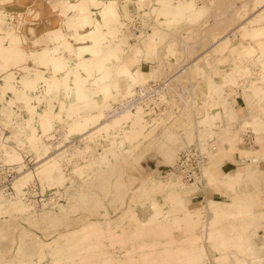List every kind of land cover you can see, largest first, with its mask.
<instances>
[{
  "label": "rangeland",
  "instance_id": "rangeland-1",
  "mask_svg": "<svg viewBox=\"0 0 264 264\" xmlns=\"http://www.w3.org/2000/svg\"><path fill=\"white\" fill-rule=\"evenodd\" d=\"M107 1L114 16L101 13ZM179 1L0 0V160L16 164L12 154L30 155L19 176L32 170L29 182L57 193L44 208L21 200L28 181L14 188V199L0 195V264H264V209L240 212L236 200L261 191L246 177L264 171V32L258 40L246 29L251 21L264 28V0H185L194 9L176 14L171 6ZM82 11L93 15L71 25ZM92 17L102 24L96 57L80 54L90 41L74 37L96 26ZM110 54L118 59L108 64L106 98L97 76ZM84 59L91 74L81 68ZM49 61L64 64L63 72L53 73ZM130 62L145 80L128 90L120 70ZM174 76L180 100L165 91L163 115L144 118L140 108L107 131H95L106 121L72 129L90 115L102 112L105 120L136 87ZM82 84L88 99L73 93ZM235 95L245 103L234 107ZM251 114L259 117L244 120ZM88 130L95 133L80 136ZM211 141L215 150L198 179L180 181L171 167L182 151ZM224 150L245 152L246 164L257 166L247 176H216ZM50 158L54 174L33 170Z\"/></svg>",
  "mask_w": 264,
  "mask_h": 264
},
{
  "label": "built area",
  "instance_id": "built-area-1",
  "mask_svg": "<svg viewBox=\"0 0 264 264\" xmlns=\"http://www.w3.org/2000/svg\"><path fill=\"white\" fill-rule=\"evenodd\" d=\"M182 71V70H181ZM164 81H148L136 89L121 101L117 102L108 112L109 117L126 112L142 109L143 117L163 115L166 111V105L161 100L165 91H171L174 95L175 102L180 100V93L177 90L166 86ZM238 93V88L233 87L229 92ZM178 94V96L176 95ZM234 100L240 99L238 95L233 97ZM215 150V144L211 141L206 148L199 146H190L182 151L176 163L171 167V172L184 183H194L201 174L202 166L207 163L208 156ZM33 163V158L23 153V159L20 164L6 163L0 160V195L5 199H14L17 195L14 190V182L19 175L21 165L25 168ZM57 198V193H45L40 190L36 181H30L23 189L21 200L31 208H44L52 205Z\"/></svg>",
  "mask_w": 264,
  "mask_h": 264
},
{
  "label": "bare ground",
  "instance_id": "bare-ground-1",
  "mask_svg": "<svg viewBox=\"0 0 264 264\" xmlns=\"http://www.w3.org/2000/svg\"><path fill=\"white\" fill-rule=\"evenodd\" d=\"M168 1V0H167ZM185 1V0H184ZM180 2L179 1V3L178 2H176L177 4L176 5H170L171 6V11L173 12H179V14H180V12H186L187 11V9H191V8H193V2H191V1H189V2ZM78 3V2H77ZM171 3H173V2H171ZM74 5H77V4H74ZM73 5V6H74ZM169 6V7H170ZM75 7V6H74ZM173 8V9H172ZM261 8H264V7H261ZM84 9V8H83ZM194 9V8H193ZM87 9H84L83 11H86ZM83 11H82V13H83ZM115 11H117L116 10V7H115V5H114V3H112V1H107V3L105 4V6L103 7V9H102V11H101V13H102V15H104V17L106 16V12H107V15H110V16H114L113 15V12H115ZM175 12V13H176ZM258 12H260V11H258ZM177 14V13H176ZM93 14L92 13H90V11H89V14H87L86 15V17L84 16V13L83 14H81L80 16H79V19H78V16H77V20L76 21H70L69 20V23L71 24V25H73V26H76V25H81V24H84V23H86L88 20H89V16H92ZM101 15V16H102ZM6 18V17H5ZM251 18V17H250ZM91 19H93V22H94V25H96L93 29H91L90 31H87L86 33H84V34H74V37H76V38H78L79 40H89L90 41V44H87V45H83V46H80V47H78L77 48V50H78V52L80 53V54H84L85 52H88V53H90L91 54V56H93V57H96L97 56V53L99 52V43H100V41L102 40V38L101 39H99L98 37H97V33H98V29L100 28V27H102V24H101V20L97 17V18H91ZM92 21V20H91ZM105 21V20H104ZM243 24V23H242ZM247 24H248V27H246V29H247V31H248V33L250 34V37L252 36L253 37V39H258V40H260V36L263 34V32H264V28H261V26H259L258 24H256V22H254V21H251V22H247ZM107 26V23H105V27ZM81 27V26H80ZM100 31V30H99ZM232 33V32H231ZM263 37V36H262ZM223 39H226V38H223ZM222 38H221V40H218L217 42H216V45H218V44H221L223 41ZM74 40V39H73ZM215 43V42H214ZM82 44V43H81ZM227 44V43H226ZM258 44L261 46V44H263L264 45V42L263 41H259L258 42ZM215 45V44H214ZM73 46V45H72ZM71 47V46H70ZM120 48V47H119ZM253 48V47H252ZM111 55V54H110ZM114 55V54H113ZM113 55H111L110 57H104L103 56V58L100 60V65H99V68H98V76H97V81H98V83H99V88L101 89V92L104 94V97H106V98H108L107 96L109 95V93L111 94V88H110V86L106 83V81H107V79H108V77H109V67H108V64H110L111 63V61H115V62H117V59H118V57L117 56H113ZM11 56H13V55H11ZM49 56V54L48 53H44L43 55H42V58H46V57H48ZM81 59H83V58H81ZM113 63V62H112ZM128 65H126L125 67H122V70H120L121 72H120V76H126V79L128 78V80H131V83H128L127 84V88H125V89H130L133 85H134V83H136V84H140L141 82H143L144 80H145V78H144V73H142V72H140V71H138V70H136V69H134L133 68V63L132 62H130V64L129 63H127ZM45 65H48V66H50V69H52L53 70V73H58V72H60V71H62L63 72V68L65 67L64 66V64H60L59 63V61H57V62H53V61H49V62H47V63H45ZM67 65V64H66ZM80 65H81V68L83 69V70H85V71H87L89 74H91V68L90 67H87V65H90V63H89V61H88V59H84V60H82L81 62H80ZM90 66H92V65H90ZM80 67V66H79ZM122 74V75H121ZM79 77H80V75H79ZM84 78V77H83ZM82 78V79H83ZM177 78L178 77H172V80L171 81H168L167 83H166V86L167 87H170L171 88V84L175 81V80H177ZM124 79V78H123ZM85 80V79H84ZM166 82V81H165ZM56 83V85H58L57 84V82H55ZM54 83V84H55ZM84 83V82H83ZM67 84V83H66ZM69 84V83H68ZM26 85H29V83H27ZM31 85V84H30ZM55 85V86H56ZM31 86H34V85H31ZM51 87V85H48V87ZM53 86V85H52ZM83 86V84L81 85V86H77V92L75 91H73V93H74V95L76 96L77 95V93L80 95V96H82V97H84V98H86V99H88V97L82 92V91H84V88L82 87ZM72 89V88H71ZM116 90L117 91H119V90H122L121 89V84H117L116 85ZM83 93V95H81L80 93ZM28 106V105H27ZM232 109H233V107H231ZM142 110V109H141ZM136 112H138V111H136ZM135 112V113H136ZM128 112H122V113H118V114H115V115H113V116H111L110 118H109V116L105 119V120H103V118H104V114L101 112V113H99V114H97V115H90V116H88L83 122H79V124L77 123L75 126H73L72 127V129L73 130H82V129H86L87 128V126H90V125H92L93 123H95V122H98V121H106V122H104L103 124H100L96 129H95V131L97 132V131H107L108 129H110V127L112 126V127H115L116 125H118L119 123L121 124L122 122H125V121H128V114H127ZM132 114V113H131ZM246 124V123H245ZM249 124V123H248ZM247 124V125H248ZM46 125H48V124H46ZM140 125H141V118H137V121H135V127H136V129H138L139 127H140ZM49 126V125H48ZM43 127H44V125H43ZM138 127V128H137ZM47 128V127H46ZM91 129H93V128H91ZM45 130V129H44ZM94 130V129H93ZM89 131H91V130H88V131H86V132H84L83 134H81L80 136H84V135H87L88 133H89ZM94 132V131H93ZM93 132H91V133H93ZM90 133V134H91ZM95 133V132H94ZM90 134H88V135H90ZM101 134V133H100ZM51 159H53V158H50V159H48V160H45L44 162H37V163H39L38 164V166L37 167H35V168H33V170L34 169H38V172H39V174H44V173H50V172H52L53 170H55V168H56V166H57V160L55 161V160H51ZM55 159V158H54ZM9 161H12V162H14V163H16V164H20L21 162H22V158H21V155H19V154H12L11 156H10V160ZM36 171V170H35ZM31 172H32V170L31 171H28V172H24V173H22L20 176H19V178L16 180V182H15V184H14V188H15V190L17 191V192H19V190L22 188V187H24V184L28 181L29 182V178H30V176H31ZM37 172V173H38ZM37 173H36V176H38L37 175ZM53 173V172H52ZM54 174V173H53ZM17 176V177H18ZM32 176H33V174H32ZM31 176V177H32ZM26 185V184H25ZM155 207L157 206V203L155 202V204H153ZM77 231V230H76ZM72 232V231H71ZM71 232H69V234L71 233ZM74 232V231H73ZM72 234V233H71ZM71 234L70 235H68V236H71ZM67 235V234H66ZM63 236V235H62ZM134 260V259H133Z\"/></svg>",
  "mask_w": 264,
  "mask_h": 264
},
{
  "label": "crops",
  "instance_id": "crops-1",
  "mask_svg": "<svg viewBox=\"0 0 264 264\" xmlns=\"http://www.w3.org/2000/svg\"><path fill=\"white\" fill-rule=\"evenodd\" d=\"M49 16H51L53 18L54 15H49ZM32 26H33V30H35L36 33L41 31V29H40L41 27H39V26L37 27L34 24ZM49 30H50V28H49ZM49 30H48V33L53 31L54 29L50 30V31ZM27 38L30 41H32V42L34 41L33 35H31L28 30H27ZM42 45L44 46V45H46V43H42ZM48 48H50V47L48 46ZM144 53H151V50H145ZM241 102L245 103V101H243V98L236 100L234 102L233 106L234 107H239L241 105L240 104ZM249 117H250L249 119H244V120H254V119L258 118L259 115L251 114ZM260 141H262V140H260ZM259 151L264 154V144L261 146V149ZM233 153L234 152H230V154H233ZM228 154L229 153H227L225 150L221 151V152H219V156L215 159V162L219 163V166H218L217 170L215 171L216 176L220 177L221 176L220 174L236 173L237 171L242 173V174H244V176H247L246 174L249 171V167L251 165L250 164H246V159H245V155L246 154H245V152H244V155H243V153H241L239 151L235 152L230 157L229 160L223 161L224 160L223 158L225 156H227ZM212 164L216 165L215 163H212ZM255 167H253V168L250 167V168L252 170H254ZM253 172H255V171H253ZM253 172H251L250 174H252ZM246 179H247V181L249 183H252V184H254L256 186H260L261 187V191L253 190L252 192H247L246 194H244V196L247 199H245L244 197H242L238 193V195H236V200H237L238 203L242 204L240 212H257V211H261L262 209H264V171L262 172L260 169H258L256 175H253V177L250 180L247 177H246ZM244 182H246V181H244ZM259 182H260V185H259ZM236 213H238V212H236Z\"/></svg>",
  "mask_w": 264,
  "mask_h": 264
}]
</instances>
